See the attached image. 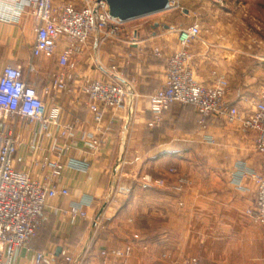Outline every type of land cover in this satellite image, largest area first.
<instances>
[{
    "label": "crops",
    "instance_id": "crops-1",
    "mask_svg": "<svg viewBox=\"0 0 264 264\" xmlns=\"http://www.w3.org/2000/svg\"><path fill=\"white\" fill-rule=\"evenodd\" d=\"M65 1L83 5V0H55ZM3 6L0 0V12ZM136 19L126 21L125 29L107 40L91 35L83 51L63 68L72 76L68 89L47 93L52 76L61 69L58 55L64 41L53 57H35L34 17L24 13L13 21L0 16V70L7 64L22 68L47 105L59 104L63 121L74 126L67 138L69 150L59 156L64 163L60 184L71 193L53 199L47 207L48 235L58 237L52 248L86 252L94 264L100 263L102 249L128 242L134 244V254L127 264H190L194 258L197 264H264L263 225L246 212L256 201L257 189L249 176L241 174L245 165L264 170V154L255 148L257 133L217 115L202 121L192 104L180 102L166 110L161 125L151 127L149 94L165 83L166 59L181 46V26L134 24ZM210 23L224 27V23ZM135 32L140 41L131 44L129 37ZM209 36L203 32L190 47L197 78L209 84L214 70L224 74L230 83L227 100L251 114L264 91V64L252 51L235 52L228 41L217 48L212 44L217 38ZM30 62L35 72L28 70ZM85 79L132 83L139 93L134 112L128 108L108 112L97 123L87 95L80 91ZM32 129L19 127L24 143L15 155V166L44 181L49 169L41 167L39 160L44 154L58 156L61 136L45 138L44 152L33 153L28 144ZM89 132L101 141L97 150L87 144ZM70 158L87 161L88 170L69 166ZM147 175L164 178L167 185L146 182ZM179 176L190 180L176 191L171 186L178 184ZM82 199L92 200L86 220L71 222L54 212V206ZM38 241L33 243L42 249ZM16 264H34V253L22 249Z\"/></svg>",
    "mask_w": 264,
    "mask_h": 264
},
{
    "label": "built area",
    "instance_id": "built-area-1",
    "mask_svg": "<svg viewBox=\"0 0 264 264\" xmlns=\"http://www.w3.org/2000/svg\"><path fill=\"white\" fill-rule=\"evenodd\" d=\"M0 16L16 21L24 13L31 14L36 22V39L32 53L36 56L53 57L58 52L59 42L64 47L58 55L61 69L54 73L46 92L68 89L72 76L63 68L71 64V59L81 53L91 35L97 33L101 39L118 35L125 29L126 21L113 18L106 0H83L81 7L72 1L57 4L55 0H2ZM181 8L180 0H170V8ZM180 48L166 59L165 83L149 94L151 127L161 125L166 110L175 102L192 104L201 115L202 121L212 115L224 117L228 122H239L257 133L255 148L264 154V91L255 103L251 114H244L239 107L230 103L226 96L229 85L224 74L213 71L214 80L203 83L197 78L194 53L191 44L201 34V25L194 22L178 29ZM131 44H138L140 35L135 32L129 37ZM155 53L161 55L159 47ZM114 68V67H113ZM28 70L36 71L33 62ZM80 91L87 95L93 119L101 123L108 112L116 113L128 108L134 112L139 93L130 82L103 79H85ZM33 126L29 146L33 153L44 152L45 138L54 134L61 136L58 156L45 155L39 160L49 173L44 181L33 179L29 172L15 166V155L24 141L19 127ZM74 126L63 121V109L55 103L48 106L38 89L28 81L25 71L7 64L0 70V264H16L22 249L34 253V264H94L86 252H71L62 249H37L33 241L44 223L49 219L47 207L53 199L70 195L68 186L60 184L64 163L59 156L70 148L67 138L73 134ZM87 144L97 150L100 139L95 132L87 133ZM68 165L87 171V161L70 158ZM249 176L257 189L254 205L247 214L263 225L264 230V170L258 171L248 166L241 170ZM146 182L165 184L164 178L154 179L144 176ZM189 179L180 177L175 185L180 190ZM92 201V200H91ZM88 199L70 203L68 206H54V212L67 216L71 222L88 218ZM138 237V235H135ZM134 253V244L125 243L120 247L104 248L100 251L99 264H127ZM264 258V257H263ZM192 259L190 264H197Z\"/></svg>",
    "mask_w": 264,
    "mask_h": 264
},
{
    "label": "rangeland",
    "instance_id": "rangeland-1",
    "mask_svg": "<svg viewBox=\"0 0 264 264\" xmlns=\"http://www.w3.org/2000/svg\"><path fill=\"white\" fill-rule=\"evenodd\" d=\"M180 6L181 8H168L138 17L133 23L149 26L158 22L167 25L180 24L182 27L198 22L201 25L199 39L202 37L203 32L208 33V36L211 33L214 35V39L217 38L212 43L217 48L222 47V41H228L226 43L230 47L237 49L235 52L247 55L245 52L252 51L257 55L254 58L264 64V0H180ZM210 21L224 23V27H213ZM228 85L230 87L229 80ZM180 177L183 176L177 178V183L180 181ZM165 185H167V182L159 186ZM171 187L176 191L183 189L178 190L173 185ZM49 230L50 222L44 223L35 239L39 240L37 247L53 249L52 242L56 241L58 237L48 235ZM47 242L48 245H46Z\"/></svg>",
    "mask_w": 264,
    "mask_h": 264
},
{
    "label": "water",
    "instance_id": "water-1",
    "mask_svg": "<svg viewBox=\"0 0 264 264\" xmlns=\"http://www.w3.org/2000/svg\"><path fill=\"white\" fill-rule=\"evenodd\" d=\"M110 15L121 21H128L138 17L170 8V0H106ZM62 247L56 249V255L61 253Z\"/></svg>",
    "mask_w": 264,
    "mask_h": 264
}]
</instances>
